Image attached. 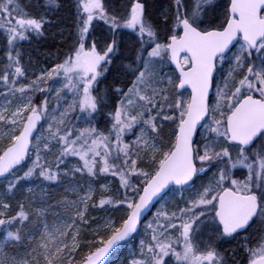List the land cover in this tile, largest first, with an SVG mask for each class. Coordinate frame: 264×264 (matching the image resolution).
<instances>
[{
  "label": "snow or ice",
  "instance_id": "snow-or-ice-1",
  "mask_svg": "<svg viewBox=\"0 0 264 264\" xmlns=\"http://www.w3.org/2000/svg\"><path fill=\"white\" fill-rule=\"evenodd\" d=\"M62 11L0 0V264H112L146 212L129 264H264V0Z\"/></svg>",
  "mask_w": 264,
  "mask_h": 264
},
{
  "label": "rangeland",
  "instance_id": "rangeland-1",
  "mask_svg": "<svg viewBox=\"0 0 264 264\" xmlns=\"http://www.w3.org/2000/svg\"><path fill=\"white\" fill-rule=\"evenodd\" d=\"M29 45V44H28ZM25 49L30 51L27 47V43H25L24 45ZM31 52V51H30ZM32 54V52H31ZM33 59L34 60H37L36 57L33 55ZM43 62V60L41 61ZM2 129H0V133H2ZM49 159H53V157H49ZM211 175V174H210ZM206 179L204 181H197V184L201 183V182H206ZM62 190V195H63V189L60 188ZM53 190V189H52ZM37 193L39 194V190H37ZM61 195V196H62ZM61 196L58 197V195L56 196H53L52 195V198H53V201H55L56 199H59ZM168 203L165 205L164 204V201H161L160 203H158L156 205V207L154 208V210L152 211V213L154 214L156 209L157 208H160L162 205L164 207L167 208V210L169 211H174L176 210L177 206H183L181 200H180V194L179 193H176V194H169L168 196ZM58 211V209L56 210ZM122 213L120 212H114L112 213L113 216L115 217H119ZM93 216H96V217H99L100 219L97 220L96 223H94L92 225V228H96L97 227V224H102L103 222V218L105 216V213L104 212H93L92 213ZM152 219V216L149 215L147 217V219L143 222L139 232L135 235V238L131 241V246L129 245H124L121 249H120V252L117 251L112 257H111V261H112V264H129V262L131 261V259L133 258V253H137L139 252V241L141 239H147V236L145 234V224L150 221ZM49 220L51 221V214L49 216ZM86 236H87V239L91 240L93 239V236L90 234V233H86ZM95 239H99V237H95ZM87 249L85 248L84 251H86ZM8 255L10 256H15L17 255L16 252H13L11 250H8ZM19 255L20 256H23L24 255V252L23 250H20L19 252ZM138 258V256H137ZM172 264H175V261L173 260L172 261Z\"/></svg>",
  "mask_w": 264,
  "mask_h": 264
},
{
  "label": "trees",
  "instance_id": "trees-1",
  "mask_svg": "<svg viewBox=\"0 0 264 264\" xmlns=\"http://www.w3.org/2000/svg\"><path fill=\"white\" fill-rule=\"evenodd\" d=\"M24 2L27 3V0H24ZM123 2H126V0H113L114 4H120ZM164 2H165V0H157V3H164ZM61 3H62L63 9L65 10V11L61 12V15H67L66 10L70 7L71 0H61ZM27 46H28L27 48L32 52V56L34 55L38 61L44 60V57L42 55L43 52H45L49 49H51L53 51L55 50L54 49V42L51 40L40 41L39 43L33 42L31 45L27 44ZM50 193L53 196L58 195V197H59L62 195V190L60 188H56V189L50 190ZM119 252H120V250H119Z\"/></svg>",
  "mask_w": 264,
  "mask_h": 264
},
{
  "label": "water",
  "instance_id": "water-1",
  "mask_svg": "<svg viewBox=\"0 0 264 264\" xmlns=\"http://www.w3.org/2000/svg\"><path fill=\"white\" fill-rule=\"evenodd\" d=\"M154 203H155V202H154ZM156 204H157V203H156ZM153 209H154V208H152L151 211H153ZM145 216H146V217L148 216V213H147V212L145 213ZM140 227H141V225H140Z\"/></svg>",
  "mask_w": 264,
  "mask_h": 264
}]
</instances>
